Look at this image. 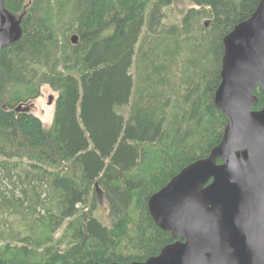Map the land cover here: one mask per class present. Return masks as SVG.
Returning a JSON list of instances; mask_svg holds the SVG:
<instances>
[{"label":"trees","instance_id":"1","mask_svg":"<svg viewBox=\"0 0 264 264\" xmlns=\"http://www.w3.org/2000/svg\"><path fill=\"white\" fill-rule=\"evenodd\" d=\"M186 1L170 18L173 0H3L21 34L0 51V264L146 261L175 241L148 201L222 139L223 38L260 2ZM45 84L47 128L23 106Z\"/></svg>","mask_w":264,"mask_h":264},{"label":"water","instance_id":"2","mask_svg":"<svg viewBox=\"0 0 264 264\" xmlns=\"http://www.w3.org/2000/svg\"><path fill=\"white\" fill-rule=\"evenodd\" d=\"M20 34L19 20L0 0V51ZM223 44L214 94L227 118L223 137L148 201L153 220L175 241L146 261L107 264H264V0Z\"/></svg>","mask_w":264,"mask_h":264},{"label":"rangeland","instance_id":"3","mask_svg":"<svg viewBox=\"0 0 264 264\" xmlns=\"http://www.w3.org/2000/svg\"><path fill=\"white\" fill-rule=\"evenodd\" d=\"M188 6L189 3L186 0H173V4L171 6V8H173L171 11H169L170 18H174V16L179 14L180 10L185 9ZM50 95L53 96V101L51 104H49ZM55 98V91L45 84L41 87L40 96L34 100L28 101V103L24 104L23 106L27 108L28 111L38 116L41 119L43 125L47 128L52 122ZM95 215L103 221L107 220V205L104 201L99 203L98 207L96 208ZM0 226H3V224L0 223Z\"/></svg>","mask_w":264,"mask_h":264}]
</instances>
